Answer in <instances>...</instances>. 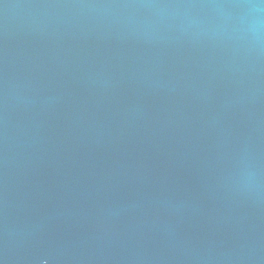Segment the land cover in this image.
<instances>
[{
  "label": "water",
  "instance_id": "obj_1",
  "mask_svg": "<svg viewBox=\"0 0 264 264\" xmlns=\"http://www.w3.org/2000/svg\"><path fill=\"white\" fill-rule=\"evenodd\" d=\"M0 264H264V0H0Z\"/></svg>",
  "mask_w": 264,
  "mask_h": 264
}]
</instances>
